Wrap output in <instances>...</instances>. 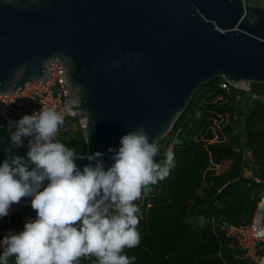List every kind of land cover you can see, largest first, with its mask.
Masks as SVG:
<instances>
[{"label":"water","instance_id":"95a60500","mask_svg":"<svg viewBox=\"0 0 264 264\" xmlns=\"http://www.w3.org/2000/svg\"><path fill=\"white\" fill-rule=\"evenodd\" d=\"M50 60L62 66L66 113L86 118L83 155L103 153L106 169L107 150L139 125L160 149L201 85L217 77L242 92L243 126L251 84H264V0H0V95L45 83ZM26 144L12 154L24 156ZM255 217L257 233L264 194ZM200 220L194 212L182 223L203 241Z\"/></svg>","mask_w":264,"mask_h":264},{"label":"clouds","instance_id":"9594fccd","mask_svg":"<svg viewBox=\"0 0 264 264\" xmlns=\"http://www.w3.org/2000/svg\"><path fill=\"white\" fill-rule=\"evenodd\" d=\"M63 122L55 110L42 109L10 120L7 137L0 136V218L21 198H30L35 210L21 231L0 238V264H77L89 256L96 264H135L136 257L124 253L140 244L134 201L142 189L168 177L173 149L157 162L159 146L139 125L120 138L118 148L107 150L112 163L105 169L103 153L78 155L56 139ZM25 140V155L12 154ZM85 158L89 163L78 167L75 160Z\"/></svg>","mask_w":264,"mask_h":264},{"label":"trees","instance_id":"16d2710c","mask_svg":"<svg viewBox=\"0 0 264 264\" xmlns=\"http://www.w3.org/2000/svg\"><path fill=\"white\" fill-rule=\"evenodd\" d=\"M222 83L217 77L201 85L155 158L163 161L171 147L175 164L166 179L142 189V208L137 206L143 210L138 213L140 244L124 249L136 257L135 264H254L240 258L242 252L225 238L219 224L250 223L264 194V84H251L257 99L248 101L242 126L236 99L242 92L227 84L222 88ZM174 139L182 144L173 145ZM64 144L78 155L85 153L82 132ZM246 156L253 177L242 172ZM223 162L230 164L218 173ZM216 201L225 208L215 207ZM194 212L202 221L203 241L182 223ZM79 262L96 264V258L81 257Z\"/></svg>","mask_w":264,"mask_h":264},{"label":"built area","instance_id":"2783aa9c","mask_svg":"<svg viewBox=\"0 0 264 264\" xmlns=\"http://www.w3.org/2000/svg\"><path fill=\"white\" fill-rule=\"evenodd\" d=\"M48 65L50 75L45 83L32 82L30 85L25 86L19 95H0V108H3L7 112L4 114V117L6 119L11 118L12 121L19 119L24 114H31L34 111L42 109L55 110L63 117L65 123V128L59 129L56 139L64 144L68 138L65 134L67 132L73 134L81 132L86 125V118L78 119L66 113L67 110L63 107V103L67 91H65L62 66L56 60H50ZM220 86L226 88V83H222ZM240 97L241 94L236 96L237 102L240 101ZM252 99H257V96L253 94L250 100ZM240 141L243 142V136L240 138ZM236 151L238 152L239 149H236ZM253 179L256 182L259 181L257 178ZM142 192L141 197L134 201L140 209L145 197V194ZM149 207L150 203H147L145 210ZM142 212L143 210H139V214ZM255 218L254 216L250 223H242L240 225L223 222L219 224V229L225 238L231 240V245L242 252L241 259L253 262L254 264H261L264 257V238L258 236L255 232Z\"/></svg>","mask_w":264,"mask_h":264},{"label":"flooded vegetation","instance_id":"af4514ba","mask_svg":"<svg viewBox=\"0 0 264 264\" xmlns=\"http://www.w3.org/2000/svg\"><path fill=\"white\" fill-rule=\"evenodd\" d=\"M29 199L21 198L19 203L11 206L7 216L0 218V238L9 232L18 233L23 229L26 220L35 217V210L30 207ZM9 264H13V262L10 260ZM77 264H81L79 260Z\"/></svg>","mask_w":264,"mask_h":264},{"label":"rangeland","instance_id":"374dc122","mask_svg":"<svg viewBox=\"0 0 264 264\" xmlns=\"http://www.w3.org/2000/svg\"><path fill=\"white\" fill-rule=\"evenodd\" d=\"M69 131H71V130H69ZM67 134H68V138L69 137H71V136H74V134L73 133H71V132H67ZM67 138V139H68ZM168 139V136H166L165 137V141ZM164 144H165V142H164ZM158 145V144H157ZM249 160H248V158H247V156L244 158V165H243V170H242V172H243V174H244V176H246V177H253V173H252V165L248 162ZM229 162H223L219 167H218V169H217V171H218V173H221V172H223L228 166H229ZM199 225L201 226L202 225V221H200V223H199Z\"/></svg>","mask_w":264,"mask_h":264}]
</instances>
